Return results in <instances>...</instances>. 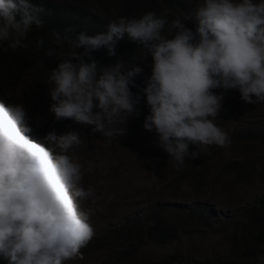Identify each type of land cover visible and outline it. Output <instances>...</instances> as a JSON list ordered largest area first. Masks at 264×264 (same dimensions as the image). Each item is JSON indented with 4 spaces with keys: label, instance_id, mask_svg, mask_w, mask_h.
I'll use <instances>...</instances> for the list:
<instances>
[{
    "label": "clouds",
    "instance_id": "9594fccd",
    "mask_svg": "<svg viewBox=\"0 0 264 264\" xmlns=\"http://www.w3.org/2000/svg\"><path fill=\"white\" fill-rule=\"evenodd\" d=\"M42 12L34 0H0V44L13 50L27 47L33 26L43 27ZM195 18V31L179 17L169 22L148 11L139 18L120 17L94 35L79 32L73 39L71 26L63 35L55 32L57 44L68 41L76 51L48 77L54 120L91 126L92 133L109 139L126 135L122 125L130 115H139L140 96L131 88L143 69L117 61L98 71V63L85 58L101 48L115 56L127 34L126 45L136 43L153 61L143 90L149 107L143 127L155 130L158 146L176 171L209 146L230 147L228 133L214 122L224 92L238 90L247 104L264 102V0H202ZM42 45L40 40L37 48ZM29 121L23 103L0 97V259L8 264L76 261L96 230L89 222L94 209L84 210L79 203L94 192L82 185L83 166L71 154L83 141L74 129L51 130L34 140ZM174 200L166 203L181 202Z\"/></svg>",
    "mask_w": 264,
    "mask_h": 264
},
{
    "label": "trees",
    "instance_id": "16d2710c",
    "mask_svg": "<svg viewBox=\"0 0 264 264\" xmlns=\"http://www.w3.org/2000/svg\"><path fill=\"white\" fill-rule=\"evenodd\" d=\"M34 1L38 7L43 9L41 13L44 21L43 27L36 28L33 26L25 40L27 45L25 48L13 50L6 43L0 44V97L5 99L7 103H23L25 105L30 117L29 123L33 129L29 135L34 140L43 139L47 132L51 130H55L57 134H62L69 131V129L76 130L73 121H56L54 120V114L50 111L46 123L50 124V127L49 129H41L36 122L35 113L30 108L31 106L24 102L31 95L40 96L45 94L44 103L50 107L52 103L49 95V88L52 85L48 80L50 71L56 68L60 61L76 51L68 41L57 44L54 37L55 32H60L63 35L64 29L71 26L74 31L69 35L73 39L79 32L94 35L106 31L108 24L120 17L139 18L148 11L166 17L169 22L179 17L185 27L195 31L197 26L195 13L202 2V0ZM186 16H190L191 19H184ZM165 34L169 35L167 32ZM169 38L171 37L169 36ZM40 40H43V45L37 48V43ZM126 40H129L127 34L118 43L115 56H109L107 49L101 48L93 52L90 58L86 57L85 59H94L98 63V71L115 64L117 61H122L127 68L131 60L142 62L140 67L152 66L151 55L143 54V49L132 41L133 46L126 45ZM49 50L53 51L52 56L47 55ZM77 51L83 52V49H77ZM24 81H27L28 84H24ZM214 91L218 94L223 90L215 89ZM233 93L237 99L242 100L239 91L232 90L230 96L226 99V103H224V107L225 104L229 105L231 103L227 100L233 96ZM136 107L141 116H136L135 119L139 121L135 123L134 127L142 123L145 116L149 114L145 97L140 96V103ZM228 117L236 120L237 124L235 130H229L230 133L227 132L229 127ZM214 122L228 133L231 141L230 147L223 148L212 145L208 147L207 151L202 152L198 159H186L182 171L177 172L175 168L171 169L169 172L170 177L164 178L166 183L160 186V189L157 187V191L152 194L150 199H145L142 202L143 204L145 202L149 204L141 205L133 215L126 217L122 222H117V226L112 227L109 224L91 248V252L110 250L109 255L103 258L100 264H125L126 259L136 252L141 256L143 251H137L133 244L144 245L149 240L157 244H166L176 239L180 240L188 234L184 222H189L188 227H192V229L197 228L195 222L205 227L209 226L214 221L216 214L210 207L204 205H211L209 201L213 197L214 190L210 189L214 184L217 185L216 180L226 179L229 177L228 175H233L231 182L234 184L224 187L231 190L232 195L235 192L247 190L249 185L257 180L264 181V104H246V106L244 104L241 110L230 111L228 114L220 112ZM127 126L134 128L130 124ZM84 133L86 134V132ZM87 138L89 139H85L84 142L91 150L89 155L90 166L91 168H99L93 161L91 143L96 140L102 143L105 138L103 134L87 135ZM110 139L112 140H108L107 145L101 144V147L115 150L114 142L120 140V137L114 136ZM121 139L132 148L133 152L137 150L139 142L136 137H122ZM147 148L150 149V145H147ZM193 150L194 146L190 145L189 151ZM133 165L124 158L120 159L119 155L116 156L114 165L106 168L101 167V171L97 170V175L110 178L108 172L113 170L114 176H120L123 182L132 173ZM203 165H205L204 168H202ZM190 174L193 175V179L189 181L187 178ZM120 188L122 189L121 186ZM120 188L116 187V183L111 177L108 191L110 199L120 193ZM124 192L129 193L130 191L126 190ZM120 195L122 194L120 193ZM171 198L175 200L182 198L186 201H181L180 204L182 205L180 207L169 206L166 202ZM170 207L177 211L184 210L186 217L172 221L171 217L164 214L166 209ZM241 212L242 219H239V225L242 224L241 227L245 233V246L251 245V251L247 253L254 256L255 251L253 248L260 246L264 249V192L252 205L243 206ZM101 221L106 222L105 219ZM159 256V258L154 256L152 260L144 263L184 264V261L191 262L192 253L189 252L187 256L175 253ZM92 257L87 254L77 259V263L83 264ZM216 259H214L216 264H236L234 260ZM0 264H8V261L1 258Z\"/></svg>",
    "mask_w": 264,
    "mask_h": 264
},
{
    "label": "rangeland",
    "instance_id": "374dc122",
    "mask_svg": "<svg viewBox=\"0 0 264 264\" xmlns=\"http://www.w3.org/2000/svg\"><path fill=\"white\" fill-rule=\"evenodd\" d=\"M143 54H145L144 50ZM141 63L142 62L136 60H131L129 61L128 68L136 65L140 66ZM151 67L152 66H142V73L137 74L134 78L136 86L131 88L134 94L146 98V93L143 90L146 87L147 79L151 75ZM23 83L28 84L27 81ZM231 92L232 89H229L224 93L225 98L220 112L228 114L230 111L241 110L244 104L246 106L247 103L237 99L234 92L233 96L227 100L231 101V103L229 105L225 104L224 107V103H226V99L230 96ZM44 97L45 94H41L40 96L31 95L25 99L24 102L31 106L30 108L35 113L36 122L40 125L41 129H49L50 124H46L49 118V106L44 103ZM261 104H264V102H261ZM136 116L137 115H130L125 124L122 125L127 130L126 135L121 136L120 140H115V150L101 147V144L107 145L108 140H112L104 136L105 139L102 143H100L99 140L91 143L93 161L99 166V168H91V171H89V155L91 150L84 141L85 139H89L87 135H100L101 133H92L91 126L80 125L73 121V125L80 133L83 143L78 149H74L71 154L83 166L84 175L82 185L85 189L90 186L94 192L92 197L79 202L84 210L92 208L95 211V214L90 217L89 221L94 224L96 229L94 238L86 248L81 250V255L86 256L89 254L93 257L83 264H100L101 260L109 255L110 250L108 249L91 252V248L102 234V231L107 228L109 222L110 226L115 227L118 224L117 220L122 222L126 217L133 215L141 205L149 204L147 202L143 204L142 202L145 199H150L152 194L157 191L156 189H160V186L166 183V179L164 178H169L170 170L175 168L168 153L158 146L159 137L155 130L153 129L151 132L147 131L143 127L144 121L134 127L135 123L139 121L135 119ZM140 116L139 113L138 117ZM227 123L229 126L227 129L228 133H230L229 130L236 129V120L228 117ZM129 124L133 125L134 128L127 126ZM84 132H86V134ZM122 137H136L139 142L137 150L133 152L132 148L121 139ZM147 145H150L151 148L148 149ZM119 155L120 159L124 158L129 163L134 164L133 171L123 182L120 176H114L113 170L108 172V175L115 181L116 187H122V189L120 188V193L122 195L115 192L118 195L112 199H107L106 195L111 184V177H100L97 175V170L101 171V167L106 168L107 166L114 165L116 156ZM204 167L205 165L202 166V168ZM167 173L169 174L166 175ZM159 176L161 178H157ZM228 176L229 177L226 179L216 180L217 185L214 184L210 189L214 190L213 197L210 200L213 203L209 201L211 205L206 204L204 206L210 207L216 215L214 221L209 226L205 227L195 222L197 228L192 229V227H188L189 222H184L188 234L183 236L180 240L176 239L166 244H157L152 240H149L144 245L133 244V247L137 251L143 252L141 256L138 252L132 253L130 255L131 257L126 259V263L145 264V261L152 260L154 256L159 258V255L166 256V254L170 253L187 256L189 252H191V262L183 260L184 264H216L214 262L215 258H217L216 260L219 258L223 260H234L236 264H264V249L260 246L253 248L255 251L254 256H250V254L247 253L251 251V245L245 246V233L241 227L242 224L239 225V219H242L240 216L242 213L241 208L245 205H252L264 192V181L257 180L249 185L247 190L235 192V194L232 195L231 190L224 188L225 186L234 184L231 182L233 175ZM187 179L189 181L192 180L193 175L190 174ZM126 190L130 192L125 193L124 191ZM179 200L186 201L182 198H178L176 201ZM181 205L182 204H177V207ZM164 214L171 217L170 219L172 221L179 220V218L184 219L186 217V212L184 210L177 211L171 207L166 209ZM101 219H105L106 222L99 228V220ZM236 227L239 228L236 229ZM65 264L78 263L77 260H70L66 261Z\"/></svg>",
    "mask_w": 264,
    "mask_h": 264
}]
</instances>
